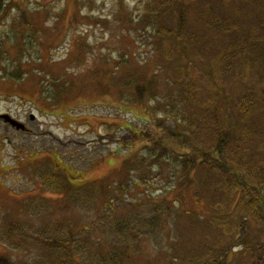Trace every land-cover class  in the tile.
<instances>
[{"label": "rangeland", "instance_id": "obj_1", "mask_svg": "<svg viewBox=\"0 0 264 264\" xmlns=\"http://www.w3.org/2000/svg\"><path fill=\"white\" fill-rule=\"evenodd\" d=\"M145 1L0 0V114L28 129L16 130L0 120V254L15 264H50L52 245L43 239L65 241L78 236L70 229L91 223L102 236V246L92 239L78 251L79 241L70 245L74 253L83 251L87 264H98V253L123 252V247L130 252L125 264H192L211 261L226 245L232 249L231 264H247L253 257L245 250L240 253L239 241L264 247V225L256 226L236 209L239 192L223 189L221 181L213 186L203 167L187 179L189 185L198 182L197 191L174 175V159L166 151L155 162L149 158L153 151L147 150V161L127 170V178L122 172L124 158L139 153L140 142L128 125L146 133L154 116L175 114L179 108V130L187 132L189 111L195 117L189 129L192 142L205 144V134L197 133L207 119L206 112L197 111L200 102L227 101L221 104L227 107L221 117L232 123L238 117L233 106L238 96L249 93L236 89L246 82L247 89L256 87L251 116L260 122L252 124L248 143L239 135L233 141L231 159L243 158L244 149L251 161L236 159L244 166L242 173L264 189V26L259 29L264 18L253 20L264 17V0H154L152 5L163 14L156 11L148 21ZM181 16L179 42L157 32L174 29ZM214 18L220 21L215 32L206 27ZM227 49L228 59L220 62ZM130 58L133 62L122 64L116 74L129 79L126 71L137 67L142 80L154 83L148 105L159 102L158 114H147L145 104L118 101L114 89L99 95V89L107 91L112 85L107 76L113 68ZM179 82L195 84L204 101L172 110L168 97L176 94ZM166 118L165 124L173 126L170 116ZM119 140L123 144L117 151ZM175 144L179 152L188 151ZM51 168L83 196L57 190L64 183L51 177ZM227 179L232 182L234 177L229 173ZM102 213L108 222L99 219ZM117 219L131 221L132 231L142 226L146 233L139 228L141 240L127 236L124 241L108 227L122 229ZM236 225L233 236L225 237L233 230L228 227Z\"/></svg>", "mask_w": 264, "mask_h": 264}, {"label": "trees", "instance_id": "obj_2", "mask_svg": "<svg viewBox=\"0 0 264 264\" xmlns=\"http://www.w3.org/2000/svg\"><path fill=\"white\" fill-rule=\"evenodd\" d=\"M152 1L154 0H146L144 3L145 5L144 14H146L144 18L147 19V21L149 19H155V17L158 15L156 11H158L161 15L163 14V12L160 9L158 10L155 9V6L152 5ZM258 18H264V17L260 14L258 15V17H254L253 20L258 19ZM219 24H220V21L214 18V19H210L209 22L206 23V27L212 29L215 32L216 28L219 27ZM263 26L264 25H261L259 29H263ZM183 27H184L183 17L181 16V17H178L176 27L174 29L160 30L158 28L157 32L161 33V36H165V38L167 39H171L173 37L179 42ZM258 30L256 29V31ZM228 57H229V50L227 49L223 51L222 54H220V57H219L220 62L222 60L226 61ZM262 58H264V55H262ZM132 62H133L132 58H130L129 60H124L123 62H120L121 65L119 64V66L114 67L113 68L114 70L112 71V76L111 75L107 76L108 81L110 79V82L112 83V85L109 86L110 88L109 87L107 89L104 88V90H107V91H103V89L98 88L99 95H105V94L111 93L112 90L110 89H114L115 95L116 94L118 95L117 97L119 99L118 101L124 100L131 104H141V105L145 104L146 105L145 110L147 114L149 115L158 114L156 110H158L159 102H155L154 104H151L153 106L148 105L150 103L148 102L149 96L147 95H149V93L152 92V90L155 91L154 83H152L151 81L142 80L140 78L141 76H139L138 71L136 69L137 67L134 69L131 68V70L126 71L127 76H129V79L126 76L123 78H119L117 76L116 70L118 71L120 66L122 67V64L123 66H125V64H129V63L131 64ZM105 64H107V62H105ZM222 67H223V71L228 70L226 65L224 66L222 64ZM138 70H139V67H138ZM156 74H158V72H156ZM245 83L243 86L236 89L237 93H241L242 91H249V93L246 95L245 94L239 95L238 100L233 105L236 107V110L238 111V117L236 118L234 115L233 122L232 123L229 122L226 124L223 122L221 115H224V110L227 107L223 105L221 107V104L223 103L226 105L227 101L222 100L221 98L219 99L220 101H218V104L217 103L215 104V101L213 100L211 101V98H208L206 101H204L203 100L204 98L202 96L198 98L197 96L198 93L196 91L195 84L193 85L192 83L186 84L185 82H179V84H177L176 94L172 95L171 97H168L169 106L171 105L172 110H174L176 106L178 108V105L179 106L181 105L191 106L192 105L196 107L197 104L200 102L199 99L201 101H204V102H200V106L197 107V111L198 113L202 111L206 112L207 113L206 118L208 120L207 119L205 120L206 123H202V124L200 123V127L198 128L197 133L205 134V138L207 137L205 139L206 143L195 145L192 142L191 131L189 129L190 128L192 129L193 124L195 123V119H194L195 117L190 116L191 113L189 111L187 112L190 115L189 116L185 115L186 116L185 119L189 120L187 132L186 131L184 132L183 129L179 130V127L183 126L181 125L178 117L175 115L177 113H181L179 108L176 110L175 114L174 112L166 111L167 114L163 117L159 116L160 118H158L154 116V120H152L151 122L149 121L148 128L146 129V133H142V131H136L132 129L131 126L128 125L126 128L135 136L134 139L140 142V145H139V153L133 154V156H130L127 158L125 157L123 160V167H124L123 170L124 171L122 172L124 174V178H127L128 176L127 170H129L130 168L136 167L137 165H142L143 162L148 160L146 159L147 150L148 152L153 151L152 152L153 154H151L149 158L150 160H153L155 162L161 161V159L164 157L163 152L166 151L167 155L171 159H174V161L171 160L174 166V172H173L174 175H179V176H182V178H184L183 183L186 185L187 189L189 187L197 191L195 185L198 182H193V185H189L187 183V179L191 177L190 175L197 174L198 173L197 170L203 167L204 169H206L204 171L205 173H207V177L209 174L211 177V180L214 179L213 186L216 185V182L219 185L221 181V183L223 182L222 183L223 189L224 187H226L227 191L232 194L239 192L240 199L238 201L236 209L239 212L242 211V215L245 216V219L248 220L249 218L250 219L252 218L253 221L256 223V226L258 225L263 226L264 225V189L262 187H259V183L257 184L251 181L250 178H248V176L243 175L242 172L243 170H245L244 166L240 167L241 164H240V161H238L241 159V160H245L249 162L251 161L250 157L249 155L246 154V151L244 149H240L242 152H245L244 153L245 155L243 156V158L238 157L235 159L234 158L231 159V157H233L232 155L233 153L231 152L230 147L231 145L235 146V143L233 141L236 140V138L239 135L241 139L242 138L244 139V142L248 143L250 139L249 130L251 129V132H252L254 129V128H251L253 127L252 124L255 125L256 121L260 122L259 118L255 116V119H254V117L251 116L252 111L254 109L251 94L253 92L255 93L256 87L254 88L250 87V89H247L249 86H246L247 84ZM94 85L97 87V85H100V84L97 83V85L96 84ZM112 86L114 88H112ZM243 87H245V89H243ZM42 91H45L44 88H40L38 92L41 93L40 95L42 97H45ZM173 115H175L176 117H172ZM62 116H64V114H62ZM169 116L171 118L170 120H172L174 124L171 127L165 124L166 119H168L166 117H169ZM201 120H203V118ZM254 127H255V130L259 129V126H254ZM176 142L183 144L182 146H184V148H187L188 151L179 152L178 149H176L177 148L176 147L177 144H175ZM199 142H202V141L199 140ZM118 143L119 145H118L117 151L121 149L123 142L119 140ZM130 143L131 141H129L125 147L130 148V146H128ZM258 147L261 150L262 147L260 146ZM142 151H144L145 154H143ZM31 152L33 153L35 152V150L32 149L30 153ZM67 170L68 169L66 168V171ZM49 172L52 175L51 177H56L59 179L60 182L64 183V186L61 187V189L60 188L57 189L60 192H62V194H64L65 192H68L67 193L68 196L73 195L75 197L77 194L79 195L80 192L78 190H74L75 188H79V187L71 185L69 180H66L64 176L56 172V169L51 168ZM229 173L231 174L232 177H234V180L232 182H230L227 179V176L229 175ZM120 179H117L118 180L117 184L125 183L126 189H127V183L123 182V179L122 180ZM43 182L46 183L47 181H43ZM57 183L59 182L57 181ZM57 183L55 186H58ZM48 185H49V188L55 190V187L53 185H51L50 183H48ZM108 192H110V194L113 195L115 191L109 190ZM250 193L252 195H250ZM79 196H83V195H79ZM81 204L79 206H82V207L85 206ZM106 217L109 218V216L102 213L99 216V219L102 220V223H104L105 221L108 222ZM139 219L140 221H143L142 218H139ZM117 223L122 225L121 226L122 229L114 230L113 227H110L109 225L108 227L109 229L115 231L116 235H118V237L122 238V240L124 241L127 240V236L132 237V238L136 237L138 238V240H141L140 238L141 235L138 236V234L140 233V229L144 231V233H146V231L143 230L142 226H138V225L137 226L140 229L135 228L134 231H132L133 224H131V221L130 222H128V220L126 221V219L125 220L117 219ZM11 228H13V226H11ZM221 228H224V226L221 225ZM237 228H238V225H236V227H228V229H233V230L232 232H230V236L225 235V237L231 238L234 232L237 231ZM97 230L98 229H96V225H92V223L87 224V225L83 224L81 228L79 225L78 229L76 230L70 229V231H73L71 233H76L78 236L74 235L73 237L67 238L65 241H57L53 239L48 242L47 239L46 240L43 239L46 246H49V244L52 246H54V244H58L57 247L51 246V250H52L51 253L53 254V256L49 261L50 264H87L85 263L84 260L82 261L83 251H81L82 252L81 254H79L80 251L79 253H74L72 247H73L74 242L79 241V243L82 245L75 247V249L78 251L80 247H84V242L90 239L94 240L93 242L94 244L98 243L99 245L102 246V236L101 235L98 236ZM101 234H103V230ZM7 238H10V237H7ZM239 242H240L239 244L242 245V247L240 248L241 250L240 253H242V251L245 250L246 254H249L253 257V260L250 263L247 262V264H264V247H259L257 243L255 242L245 243L242 240H240ZM244 243L246 246L244 245ZM123 248H124L123 252L121 250L120 251L118 250V252L113 253V254H109L108 252L98 253L97 257L99 258L98 259L99 261L97 263L98 264H125V262L130 260L129 259L130 252H128L127 247L126 248L123 247ZM56 249H61L60 253H54V250ZM230 251H232V249L229 247V245L222 246L216 252L218 253L217 256L213 257L211 261L210 260L207 261V259H202L200 262H197V263L192 262V264H231V262H233V258L231 257ZM14 261L15 259H12L11 257L9 258L7 254H3V253L0 254V264H15ZM93 264H96V263H93Z\"/></svg>", "mask_w": 264, "mask_h": 264}, {"label": "water", "instance_id": "obj_3", "mask_svg": "<svg viewBox=\"0 0 264 264\" xmlns=\"http://www.w3.org/2000/svg\"><path fill=\"white\" fill-rule=\"evenodd\" d=\"M0 118H2L6 123H8L11 127L17 130H24L25 127L22 123L18 122L17 120L12 119L10 116L4 114H0Z\"/></svg>", "mask_w": 264, "mask_h": 264}, {"label": "flooded vegetation", "instance_id": "obj_4", "mask_svg": "<svg viewBox=\"0 0 264 264\" xmlns=\"http://www.w3.org/2000/svg\"><path fill=\"white\" fill-rule=\"evenodd\" d=\"M1 121H3L1 118H0ZM24 131H28V130H24Z\"/></svg>", "mask_w": 264, "mask_h": 264}]
</instances>
